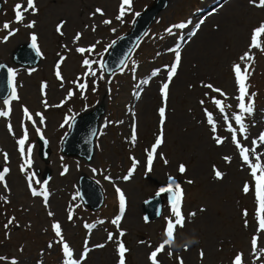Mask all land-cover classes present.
I'll use <instances>...</instances> for the list:
<instances>
[{
  "label": "rangeland",
  "instance_id": "obj_1",
  "mask_svg": "<svg viewBox=\"0 0 264 264\" xmlns=\"http://www.w3.org/2000/svg\"><path fill=\"white\" fill-rule=\"evenodd\" d=\"M1 1L3 7L0 12V40L7 34L2 29L5 22L10 23L12 29L19 27L17 34L10 37L7 43H0V63H6L18 71L16 84L20 99L12 104L10 120L16 137L19 138L22 135L20 123L24 106H27L33 115L42 112L45 116V125L41 127L45 138L49 141L48 159L43 160L39 155V138L30 123L28 124L29 143L35 145L33 170L41 182L48 180L51 193L50 210L55 215L50 219L42 200L31 197L24 176L19 171L22 161L15 140L7 132L8 121L0 117V169L2 170L4 166L3 152L9 154L8 167L11 169L6 177L10 193L0 186V195L6 196L11 201L9 204L0 202V256L9 259L15 257L20 264H37L41 259L44 264H60L62 256L59 250L46 249L47 243L54 237L51 231L53 220L61 222L74 257L78 258L85 240H88L89 247L106 242L107 232L116 233L115 226L110 221L119 213L115 193V187L118 186L127 197V208L121 222V228L127 233L122 239L131 249L127 264H147V254L151 249L138 242L145 240L156 245L161 240L163 219L160 217L145 224L142 205L155 196L160 187L166 186L168 176L171 175L181 183L186 193L183 212L187 214L196 211L197 216L192 223L186 224L184 229L177 231L173 249L174 258L173 260L165 258L164 264H175V255L182 256L185 264H200L198 252L201 248L206 254L204 264H231L235 251H243L245 264H253L254 258L250 255L249 248L251 230L243 229L240 215L242 209L247 208L249 223L252 224L253 198L251 194L247 197L243 196L240 191L242 183L250 177L247 171L239 170L240 161L235 154L234 146L226 142L224 146L217 148L210 139V131L206 122L202 123L205 117L198 103L204 98L203 93L207 90L198 85L201 80H206L221 87L230 96L234 94L229 65L246 50L251 29L264 20V10L251 8L248 0H169L166 10L158 16L157 21L134 50L123 74L117 71L113 77L106 76V79L112 78L111 95L108 94L109 86L106 82L100 81L96 93L89 89L86 101L77 96L63 108L50 107L45 110L41 103L42 99L46 98L50 105L60 103L67 89L72 87L71 81L83 71L80 67L79 55L74 51L65 53L68 58L62 65V74L66 83L64 89L60 88L54 76V64L58 59L57 53L63 51L61 44L70 43L76 31L81 30L85 24L92 23L89 15L94 8L101 7L107 12L108 17H114L119 0H37L39 15L33 17L25 13V22L37 20L35 30L39 33V45L44 57L34 68L16 66L12 62L13 52L20 46L30 43L29 33L32 30L17 25L14 20L15 5L21 3L26 7V0ZM154 1L134 0V9L142 13ZM61 19L68 21L63 29L65 37L55 33V26ZM99 20L100 18L97 17L96 22L98 23ZM132 20V16H127L123 25L114 21L112 26L116 28L115 34L103 25L97 33L85 30L82 44H90L95 39L102 40L104 44L117 40L131 30ZM201 20L204 23L200 26L197 36L191 37L190 43L181 44L182 68L179 77L174 79L171 86L166 144L161 149L169 162L165 165L157 158L153 170L147 172L145 149H150L157 134V110L161 104L159 84L166 79V72L162 70L160 76L152 78L149 85L139 89L140 99L137 100L135 94L138 92L139 82L148 79L152 70L163 69L164 65L170 64L174 57L168 49L174 47L173 43L179 39V36L188 37L189 29L195 30L193 26L199 24ZM186 21L191 22L189 29H185L182 33L174 29L177 33L175 37L166 34L165 29L168 26ZM261 39L264 40V37ZM98 51H102V48H98ZM158 52L161 55L157 56ZM132 60L138 65L135 69V79L130 71ZM254 67L255 72L250 80L251 91L258 92V96L255 116L251 118L256 125L250 127L251 137L264 131V55L256 53ZM32 69L36 70L29 75ZM43 82L48 84L46 97L41 95ZM189 84L196 87L189 90ZM102 101L108 107L104 121L99 127V131L104 134L98 133L96 151L92 160L87 162L84 159L63 155L62 142L71 129L67 126L60 127L64 116L70 114L67 109L71 108V114L77 117L92 110ZM229 102L235 105V101ZM205 107L220 121L218 112L210 103L206 101ZM3 109V101L0 100V110ZM132 112H135L137 121L138 141L135 147L129 143ZM35 119L39 125V118L35 117ZM121 120L122 124L119 123ZM106 121L112 122L108 128L103 127ZM218 134L229 135L224 130L222 121L218 126ZM226 154L233 156L231 165L225 164L221 159ZM133 156L140 163L132 179L125 182L122 177L132 166L130 157ZM181 163L187 168L184 175L178 172ZM213 165L226 172L224 181L214 180ZM64 166L68 168V173L61 176ZM93 168L97 170L95 173L92 171ZM81 176L91 178L102 188L105 206L100 210L91 211L81 203L79 199ZM104 176H110L113 183L105 180ZM186 179H193L195 183L188 185L185 183ZM69 206L74 209V220L71 223L67 220ZM200 207L206 208L207 211L199 212ZM162 211L164 215L168 214L167 204ZM152 214H154L153 210ZM9 216L16 217L20 228H13L11 239L5 240L3 225L7 223ZM97 220H104L106 223L97 225L89 234L84 225L93 224ZM29 224L30 228L27 227ZM116 235L118 236V233ZM190 240L197 242L188 245L189 250L184 251L183 245ZM21 246L24 248L23 253L19 252ZM115 247L114 243H108L105 249L94 250L90 253L87 264H116ZM41 251L45 252L43 257L39 255ZM0 264L5 262L0 261ZM256 264H264V258L256 261Z\"/></svg>",
  "mask_w": 264,
  "mask_h": 264
},
{
  "label": "snow or ice",
  "instance_id": "obj_2",
  "mask_svg": "<svg viewBox=\"0 0 264 264\" xmlns=\"http://www.w3.org/2000/svg\"><path fill=\"white\" fill-rule=\"evenodd\" d=\"M248 4L251 8L264 10V0H248ZM223 5H221L222 7ZM40 9L37 4V0H26V7L17 3L14 7V20L17 25H22L25 29H31L29 33L30 46L35 52V55L43 59V53L41 51L39 40V33L35 30L37 27V20L32 19L28 22L26 21L25 13L36 17L39 15ZM141 15L140 12L135 11L134 9V0H119L117 5L116 13L114 17H108L107 12L101 8L96 7L92 10L89 15V20L92 21L91 24H85L83 28L79 31H76L70 43H62L61 48L62 52L57 53L58 59L54 64V76L55 79L59 82L61 89L65 88V77L62 74V65L67 60V55L65 53L75 52L80 57V67L83 70L80 75H77L74 80L71 81L72 87L68 88L66 95L60 103L50 105L47 99H42L41 103L45 110L50 107L53 108H63L66 104L72 101L75 97L79 96L81 100H87V93L91 88L93 93H96L99 90V82L105 81L109 86L107 91L111 95V85L112 78L117 70L123 74L125 68L129 65V60L131 57V51L124 56L123 59H118V69L113 67L110 71L109 64L105 60V54H110L109 50L114 49L117 40H112L107 44L100 39H95L92 43L84 45L82 40L84 38L85 30H90L91 33H97L101 25L107 27L113 34L116 33V28L113 27V23L118 22L123 25L126 23V17L132 16V23L135 24V18ZM99 17L100 20L97 23L96 18ZM68 23L67 20L61 19L55 26V33L60 37H65V32L63 29ZM190 21L178 22L168 26L165 29L166 34L169 37H175L176 32H183L185 29H189ZM204 23L203 20L199 24L194 25V29H189L188 37L183 35L179 36L178 41H174L175 47H170L168 51L173 54V60L170 64L163 66V69L156 68L150 72L148 79H142L138 85V92L135 94L136 99H140L139 89H142L144 86L149 85L152 78L160 76L161 71L166 72V79L162 80L159 84V96L161 98V104L158 107V129L157 134L154 138L150 149H145L146 152V171L151 172L153 170L154 161L159 158L165 165L168 164V159L165 157L162 147L166 144V125L168 123V101L171 92V86L173 85L174 79L179 77V71L182 68V46L181 42L190 43L191 37H196L197 33L200 30V26ZM2 29L7 33L3 36L0 43H7L9 38L16 35L19 31V27L12 29L10 23L5 22L2 25ZM217 30H219L217 28ZM147 35V33H145ZM264 37V20L260 21L256 26L251 29L249 43L246 47V50L242 52L237 58L236 61L232 62L229 65L230 72L232 75L233 85H234V94L229 95L224 89L214 85V83L206 80H201L199 82V87L206 89L203 93L202 99L198 101L203 115L205 117L209 131L210 139L214 142L217 148H220L229 143L234 146L235 154L238 157L240 164V171H247V175L250 177L249 180H245L240 188V191L243 196L247 197L251 194L254 202V213H253V222L249 223V212L247 208H243L240 212L242 217V227L245 230L250 231V240L249 248L250 255L254 258L253 264H256V261L264 258V131H260L255 137H251L250 127H255V121L252 120L256 112V98L258 92L251 91L252 85L250 83L251 77L255 72L254 65L256 64V53L258 52L261 55H264V40L261 38ZM122 39V37H118ZM71 45V46H70ZM98 48H102V51H98ZM157 56L161 53H157ZM131 69L133 73V79H135V69L138 68V65L134 60L131 61ZM195 67V65H193ZM0 70L6 72V85L8 89V94L3 98L4 109L0 110V117L5 118L8 123L6 124L7 132L11 135L17 146V152L19 153L20 160L22 161L19 165V171L24 176L26 181L27 189L33 198H40L43 203V207L47 209V216L51 219L54 217L55 213L50 210L49 199L51 193L48 188V180L41 182L37 179V173L33 170V149L34 144L29 143V129L28 124L30 123L32 128L35 130L36 135L39 140L43 142L45 146L48 145L49 141L45 138L44 132L41 126L45 125V116L42 112H36L34 115L30 112L27 106L22 108L23 118L20 123L22 130V135L17 138L16 133L13 130V125L11 123L10 117L12 113V104L13 102H18L20 97L17 91L16 79L18 76V71L14 67H10L6 64H0ZM36 69L29 71V75L32 74ZM195 85L189 84V90H192ZM48 84L43 82L41 84V95L46 97ZM206 101L210 103L214 109L218 112L220 116V121H222V126L224 130L229 134L228 136H221L218 134V126L220 121H218L214 113L209 111L205 107ZM229 101H235V105ZM85 110H87V105H85ZM67 112L69 115L64 116L63 123L60 127H69L71 128L76 120V115L71 114L72 109L68 108ZM35 117L39 118V125ZM111 121H106L104 123V128H108ZM119 123H123L121 120ZM99 131V130H98ZM100 135L104 133L99 131ZM95 135V133H94ZM138 141L137 134V121L136 114L132 112V123H131V135L129 143L132 147L136 146ZM27 145V147H26ZM158 150H161L158 152ZM4 158V166L0 170V186L6 192L10 193V188L7 183L6 177L10 174L11 169L8 167L9 164V154L7 152L2 153ZM132 166L129 168L126 175L122 179L127 182L132 179L133 174L135 173L137 166L140 161H138L134 156L130 157ZM221 159L227 165H231L233 162L232 155H223ZM95 173L97 170L92 169ZM178 172L181 175H184L187 172L186 165L181 163L178 166ZM68 173V168L63 167L60 175L64 176ZM213 178L215 181L222 182L226 178V172L220 170L217 166H212ZM104 179L113 183L110 176H104ZM185 183L192 185L195 183L193 179H186ZM115 193L118 200V209L119 213L116 215L110 222L115 226L116 233L111 231L107 232L106 242L97 243L93 247H89L88 240H85L83 244L82 251L80 252L78 258L74 257L73 249L70 247L69 242L65 237V230L58 220H53L51 223V231L54 234L53 239H51L47 245L46 249L51 251L58 249L61 253V262L60 264H87L89 255L94 250H101L107 247L108 243L115 244V253L117 256L116 264H127L128 255L131 252L126 246V243L122 239L126 236V231L121 228V222L125 216L127 208V197L125 192L120 187H115ZM166 194L165 198L167 200L168 214L164 215L163 211L158 212V215L163 219V228L161 231V240L153 245L149 241L140 240L138 243L140 245H145L147 248L151 249L147 254V264H164L165 258L168 260H173L174 258V247H175V237L178 230H182L186 227V224L192 223L196 216V211H191L185 214L183 212L184 200L186 193L181 183H179L175 177L169 175L166 186H162L156 192V197H161ZM75 199V197H74ZM0 202L3 204H9L11 201L3 195H0ZM23 210V209H22ZM207 209L204 207L199 208V212H206ZM67 220L69 223L74 220V209L69 206L67 210ZM106 222L104 220H97L93 224H85L84 227L91 234L92 230L97 227V225H103ZM144 223H150V220L145 217ZM5 233V240L11 239V232L13 228L19 229L20 224L17 222L15 216L7 217V223L3 225ZM31 227V225H27ZM115 237V239H114ZM193 244L190 240L185 245H183L184 251H188V245ZM222 250V249H221ZM24 248L21 246L19 252L23 253ZM45 254L44 251L40 252V256L43 257ZM198 258L200 264H204L206 259V254L203 248L198 252ZM0 261H4L5 264H20V261L13 257L9 259L6 256H0ZM37 264H44V261L38 260ZM175 264H185V261L182 256L175 255ZM231 264H245V255L243 251H235L231 259Z\"/></svg>",
  "mask_w": 264,
  "mask_h": 264
},
{
  "label": "water",
  "instance_id": "obj_3",
  "mask_svg": "<svg viewBox=\"0 0 264 264\" xmlns=\"http://www.w3.org/2000/svg\"><path fill=\"white\" fill-rule=\"evenodd\" d=\"M167 5L168 0H157L148 11L138 18L131 33L117 42L115 48L111 49L106 59L110 71L113 67L118 69V59H123L124 56L132 51L149 26L154 22L157 15L163 11ZM1 8L2 3L0 1V10ZM39 61V57L35 55L30 45L19 47L13 54V62L17 65L34 67ZM7 94L6 72L0 70V99H3ZM104 113L105 104L102 103L94 111L78 117L72 126V132L64 141L63 153L68 156H77L86 159V161H90L94 155V141L98 132L99 122ZM40 144V155L43 159H46L48 156L47 147L43 142ZM80 195L84 203L94 210L99 209L103 205V195L99 187L84 176L80 179ZM163 203L162 196H155L146 202L144 204L146 216L150 220L158 219L160 217L158 212L162 211ZM152 210L154 214H152Z\"/></svg>",
  "mask_w": 264,
  "mask_h": 264
},
{
  "label": "bare ground",
  "instance_id": "obj_4",
  "mask_svg": "<svg viewBox=\"0 0 264 264\" xmlns=\"http://www.w3.org/2000/svg\"><path fill=\"white\" fill-rule=\"evenodd\" d=\"M175 41H176V40H175ZM173 44H175V43H173ZM188 46H190V44H189ZM188 46H187V47H188ZM182 49H183V48H182ZM103 121H104V119H102V123H103ZM102 123H101V125H102ZM26 147H27V145H26Z\"/></svg>",
  "mask_w": 264,
  "mask_h": 264
},
{
  "label": "clouds",
  "instance_id": "obj_5",
  "mask_svg": "<svg viewBox=\"0 0 264 264\" xmlns=\"http://www.w3.org/2000/svg\"><path fill=\"white\" fill-rule=\"evenodd\" d=\"M193 243H196L197 241L196 240H192Z\"/></svg>",
  "mask_w": 264,
  "mask_h": 264
}]
</instances>
